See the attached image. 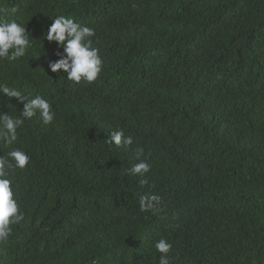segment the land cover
<instances>
[{"label":"trees","instance_id":"trees-1","mask_svg":"<svg viewBox=\"0 0 264 264\" xmlns=\"http://www.w3.org/2000/svg\"><path fill=\"white\" fill-rule=\"evenodd\" d=\"M0 8V21L15 19L32 38L25 57L0 63V83L55 112L49 125L26 121L11 146L30 163L10 177L24 219L0 243V264H159L160 238L171 264H264V0ZM59 15L95 30V82L49 69L62 49L44 36ZM5 99L0 112L23 111ZM117 129L131 146L109 147ZM137 147L151 165L144 188L126 174ZM10 150L0 144V157ZM144 194L161 197L155 215L140 211Z\"/></svg>","mask_w":264,"mask_h":264},{"label":"clouds","instance_id":"clouds-1","mask_svg":"<svg viewBox=\"0 0 264 264\" xmlns=\"http://www.w3.org/2000/svg\"><path fill=\"white\" fill-rule=\"evenodd\" d=\"M32 10L33 4L29 5ZM15 9H13V12ZM6 10L0 8V13ZM53 23L47 30L44 39L54 42L58 48L56 55L58 59L49 61L48 67L52 73L61 70L66 73V80L70 83L80 84L81 81L95 82L101 71L102 61L99 49L93 47L95 30L82 25L72 17L59 15L52 19ZM31 33L26 31L22 24L15 19L4 22L0 21V63L7 61L9 64L19 61L25 57L31 46ZM0 96L5 97V103L13 98L23 104V111L18 116H12L0 112V144L10 147L7 157H0V243H4L11 235V225L19 224L24 215L19 210L17 200L14 198L13 181L10 178L16 170H24L30 163V156L23 150L11 146L18 140V129H22L26 121L38 117L44 125L53 122L55 112L47 99L40 95L31 97L14 86L0 83ZM131 109L129 108V111ZM135 113L131 111L130 116ZM118 119H125L119 113L115 115ZM129 119V118H128ZM127 120V119H126ZM110 148L116 149L121 146L129 147L133 144V137L125 135L122 129L113 131L107 140ZM136 153L137 162L131 168L126 169V174L139 177V185L144 188L149 184L147 174L151 165L140 157L143 149H133ZM161 197L153 194H144L139 197V208L141 212H151L153 215L160 211ZM154 249L159 253V264H171L169 253L172 249L171 243L165 238H160L154 243Z\"/></svg>","mask_w":264,"mask_h":264}]
</instances>
